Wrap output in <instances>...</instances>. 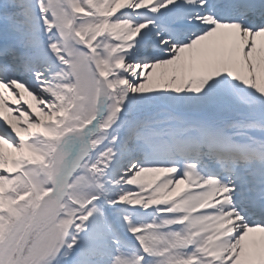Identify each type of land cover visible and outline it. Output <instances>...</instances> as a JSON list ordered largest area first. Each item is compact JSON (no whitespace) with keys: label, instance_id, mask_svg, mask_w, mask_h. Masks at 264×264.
<instances>
[{"label":"snow or ice","instance_id":"1","mask_svg":"<svg viewBox=\"0 0 264 264\" xmlns=\"http://www.w3.org/2000/svg\"><path fill=\"white\" fill-rule=\"evenodd\" d=\"M0 264H264V0H0Z\"/></svg>","mask_w":264,"mask_h":264}]
</instances>
